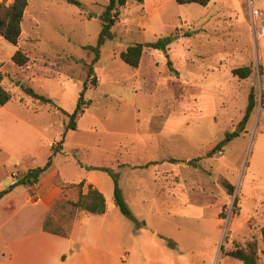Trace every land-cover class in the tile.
<instances>
[{"label": "rangeland", "instance_id": "obj_1", "mask_svg": "<svg viewBox=\"0 0 264 264\" xmlns=\"http://www.w3.org/2000/svg\"><path fill=\"white\" fill-rule=\"evenodd\" d=\"M76 1L28 0L20 48L30 57L29 66L13 65L17 50L6 41L0 54L3 86L13 96L7 112H0L3 123L17 115L39 130L28 136L32 156L24 163L44 166L64 137L62 151L44 175L58 172L51 182L59 188L94 180L109 202L100 228L119 223L116 235L88 240L87 230L101 221L82 225L79 216L75 238L109 252L110 264H240L226 253L254 240L264 263V0H211L205 7L148 0V10L162 4L153 14L143 10V0H127L111 30L113 39L93 66L97 86L84 95L91 104L76 119V130L66 132L68 118L58 108L68 114L76 108L94 57L84 47L95 45L108 3ZM171 34L178 39L166 54L145 49L137 69L119 59L127 46ZM242 67L252 71L244 80L232 75ZM21 86L50 98L55 107L32 100L40 108L28 118L18 111L30 101ZM251 91L256 106L242 125ZM8 129L1 137L19 138L18 131L9 135ZM237 130L238 137L213 150L226 133ZM15 162L0 155V190L26 172H14L6 183ZM114 181L136 222L114 205ZM223 182L234 187L232 195ZM11 192L15 209L8 214L9 206H0V258L11 242L40 227L43 213L42 207L25 203V188ZM27 194L33 196L31 190ZM65 195L75 200L77 190ZM55 222L54 230L66 227L64 212Z\"/></svg>", "mask_w": 264, "mask_h": 264}, {"label": "trees", "instance_id": "obj_2", "mask_svg": "<svg viewBox=\"0 0 264 264\" xmlns=\"http://www.w3.org/2000/svg\"><path fill=\"white\" fill-rule=\"evenodd\" d=\"M176 4L181 6L186 5H200L207 6L211 0H174ZM68 4L77 5L79 4L76 0H66ZM127 4V0H108L107 5L104 8L99 20L102 24L101 31L98 35L96 43L94 46L88 45L84 49L93 53L94 57L88 65L86 72V79L82 83V90L79 94L76 108L72 114H68L62 109L58 110L68 118V123L64 125L65 131L76 130V119L81 117L85 109L90 106V101H85L84 95L87 89L90 87L95 88L97 86V79L94 74L93 66L100 59V50L107 40L113 39L112 28L119 15L120 9L124 8ZM28 6V0H12L10 4L0 3V37L4 39L8 44L12 46H17L22 33V23L24 20V14ZM188 34H185V36ZM178 39V36L171 34L170 36L158 40L153 43L141 44L135 43L133 45L127 46L125 50L119 53V59L126 65L133 69H137L140 65L141 58L145 49H151L155 51L162 52L166 54L168 46ZM12 63L18 68L23 69L29 66L30 57L28 54L22 50H17L11 57ZM170 61H168L169 63ZM171 71H174L169 65ZM250 67H242L232 70V75L240 80L247 79L251 74ZM5 75L0 71V106H4L12 100V94L3 87V80ZM21 92L38 102L42 106L55 107V104L50 98L42 96L36 93L31 87L21 86ZM256 106V101L253 91L250 92L248 97L247 106L242 120V125L246 124L249 120L254 108ZM238 137L236 132L226 133L222 141L214 147V151H220L225 145L230 143L233 139ZM64 143V137L58 142V147L52 149V155L47 159L46 163L42 167L29 168L26 172L16 180V182L9 186L6 190L0 192V199L3 198L7 193H9L13 188L24 187L32 189L36 186L41 177L47 172L53 164V157L62 151V145ZM224 189L229 195L233 194L234 187L227 182L222 183ZM61 195L57 198L49 208V211L45 215L41 223V231L68 238L74 222L79 216L84 214L93 216H103L107 210V204L104 195L94 188L92 185H86L84 180L80 181L78 184H62L60 186ZM69 190H77V197L75 200L65 198V193ZM113 202L114 205L119 209V211L131 221L136 222V219L131 214L129 208L127 207L121 189L119 188L116 181H114V192H113ZM59 212H64L66 215L67 224L66 227L60 230H54L51 227L55 222V216ZM260 238L262 245L264 246V227L260 230ZM259 246L256 241L246 242L243 246L236 245L231 251L226 253V256L231 260L237 261L240 264H264L260 262ZM64 260V257H62Z\"/></svg>", "mask_w": 264, "mask_h": 264}, {"label": "crops", "instance_id": "obj_3", "mask_svg": "<svg viewBox=\"0 0 264 264\" xmlns=\"http://www.w3.org/2000/svg\"><path fill=\"white\" fill-rule=\"evenodd\" d=\"M148 0H143V10L148 11L149 14H153L157 12L162 4H157L154 7H148L150 10L146 8ZM26 14V11H25ZM24 14V17H25ZM22 37V33H21ZM18 45L15 47V50H21L20 41ZM5 42L2 37H0V54H1V43ZM159 52V51H157ZM162 53V52H159ZM14 54V53H13ZM12 54V55H13ZM11 55V57H12ZM168 57V56H167ZM14 65V64H13ZM15 66V65H14ZM16 67V66H15ZM17 68V67H16ZM3 64H0V71H3ZM5 87V86H3ZM24 99V98H23ZM10 103V102H9ZM4 106H0V112H7L8 104ZM27 104H22L20 107L22 110H18L28 115V118L35 114L38 109L33 103L32 99L27 102ZM26 112V113H25ZM14 119L9 123H3V116L0 117V155L7 156L8 158L15 159L16 162L13 166H9V169L4 176V180L7 183V176L12 175L14 172H25L29 169L26 162L32 156V146L28 140V136L32 132H39L35 125H32L30 121L22 118L21 116L14 115ZM3 118V119H2ZM9 127V129H8ZM9 130V135L19 132L18 139H10L1 137V133L5 130ZM20 158L21 161H19ZM58 172L53 171L49 175H43L39 181V183L34 186L32 189L25 188L26 196L24 197V201L28 205H38L43 208V213L40 217V227L32 232H27L22 235L18 240H14L8 245V249L5 251L6 254H2L0 258V264H110V259L113 258L112 255L94 244L90 246L88 242L86 243L84 240L79 238H75V224L72 227L71 233L68 238H63L55 235H51L41 231V219L51 204L59 197L61 194V189L57 187L55 184L51 182V179ZM82 180V179H81ZM88 184L92 185L94 188H97L94 180H88ZM65 183V182H64ZM65 184H75V183H65ZM21 187H18V189ZM24 188V187H22ZM6 189H1L4 191ZM27 190V191H26ZM33 193V196L27 194V192ZM101 192V191H100ZM14 197L13 192L7 193L3 198L0 199V206H9L5 209L9 210L7 213L9 214L11 210L15 209L14 206ZM109 202H107V210L103 216H93L84 214L81 216L84 220L81 222L82 225H87L90 220H100L101 222H97V228H89L87 230V238L90 240V237H94L98 239L101 233H104L103 236L116 235L119 231V223H109L107 228L101 229L108 218L109 212ZM114 203V202H113ZM98 218V219H92ZM0 227L2 224L0 222ZM64 257V260H62ZM113 260V259H112Z\"/></svg>", "mask_w": 264, "mask_h": 264}, {"label": "water", "instance_id": "obj_4", "mask_svg": "<svg viewBox=\"0 0 264 264\" xmlns=\"http://www.w3.org/2000/svg\"><path fill=\"white\" fill-rule=\"evenodd\" d=\"M93 17H96L95 15H93ZM236 133H239V130L236 131Z\"/></svg>", "mask_w": 264, "mask_h": 264}]
</instances>
